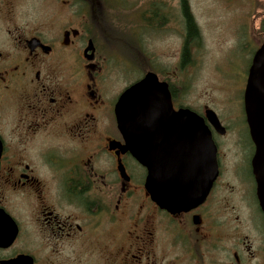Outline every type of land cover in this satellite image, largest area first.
<instances>
[{"label": "flooded vegetation", "instance_id": "1", "mask_svg": "<svg viewBox=\"0 0 264 264\" xmlns=\"http://www.w3.org/2000/svg\"><path fill=\"white\" fill-rule=\"evenodd\" d=\"M50 1L49 20L20 25L10 14L0 27V264H264V214L243 105L264 37L239 90L243 124L236 127L206 101L185 100L175 57L164 68L146 56L144 30L129 32L128 15H119L123 2ZM139 9L140 22L156 33L171 22V7L169 17L160 6ZM180 11L183 66L198 30L186 0ZM148 73L166 85L174 113L189 110L202 120L190 134L178 133L168 116L154 133L142 127L141 148L154 149L155 201L149 167L130 151L135 136L117 113L121 95ZM207 110L223 133L209 125ZM206 130L216 150L212 183Z\"/></svg>", "mask_w": 264, "mask_h": 264}, {"label": "rangeland", "instance_id": "2", "mask_svg": "<svg viewBox=\"0 0 264 264\" xmlns=\"http://www.w3.org/2000/svg\"><path fill=\"white\" fill-rule=\"evenodd\" d=\"M1 1L9 2L13 7L0 3L2 28L5 27L4 19L10 18V14L21 25L35 19L47 21L49 13L53 12L50 0ZM116 1L123 2L126 9L133 7L129 12L122 6L119 15H128L129 23L125 24V28L129 32L138 28L144 30L139 39L146 56L150 59L160 58L164 68H168L175 57L178 62V87L187 102L196 105L197 100L206 101L225 124L236 127L243 124L238 107L242 95L239 90L244 85L252 53L264 37V0H186L198 36L189 42L183 66L181 50L185 29L180 0ZM158 6L163 9L162 14L167 13L168 17L167 9L171 7L172 18L170 24L164 25L156 33L153 26L140 22L137 9ZM134 76V73H129L130 78Z\"/></svg>", "mask_w": 264, "mask_h": 264}, {"label": "water", "instance_id": "3", "mask_svg": "<svg viewBox=\"0 0 264 264\" xmlns=\"http://www.w3.org/2000/svg\"><path fill=\"white\" fill-rule=\"evenodd\" d=\"M243 105L246 123L251 141L255 147L252 158V172L256 183V195L259 206L264 214V43L255 53L248 69ZM119 125H129L125 131L134 135L129 146L135 159L149 167L148 183L151 185L150 195L153 201L156 196L153 190L154 165L148 157L153 155L152 143L144 148L139 144V135L145 128V133H154L159 118L171 117V123L177 126L178 133L197 132L202 126V120L189 110L172 111L169 94L164 83H158L155 75L148 73L138 84L125 91L117 105ZM206 118L209 125L217 132L223 133V127L214 111L207 110ZM143 127V128H142ZM206 146L209 147L210 183L216 176L215 146L211 134L205 131Z\"/></svg>", "mask_w": 264, "mask_h": 264}, {"label": "trees", "instance_id": "4", "mask_svg": "<svg viewBox=\"0 0 264 264\" xmlns=\"http://www.w3.org/2000/svg\"><path fill=\"white\" fill-rule=\"evenodd\" d=\"M188 33L190 36L195 34V26H193L191 20H189V23H188ZM186 59H187V53L184 51L183 52V61H185Z\"/></svg>", "mask_w": 264, "mask_h": 264}]
</instances>
